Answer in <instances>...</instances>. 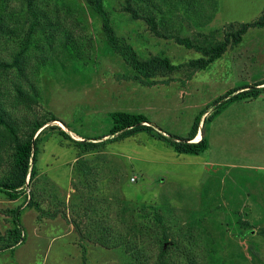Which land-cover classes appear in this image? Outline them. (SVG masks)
Listing matches in <instances>:
<instances>
[{
	"label": "rangeland",
	"instance_id": "obj_1",
	"mask_svg": "<svg viewBox=\"0 0 264 264\" xmlns=\"http://www.w3.org/2000/svg\"><path fill=\"white\" fill-rule=\"evenodd\" d=\"M104 1L119 39L141 59L168 57L183 67L159 70L152 79L158 85L145 86L111 49L101 17L86 0L45 1L49 21L37 29L25 0H0V60L18 64L0 69V99L23 124L25 136L35 120L54 114L60 121L47 126L58 125L77 140L101 137L112 127L110 113L122 111L143 114L158 129L184 139L206 112L200 132L210 148L199 155L179 154L140 133L79 157L48 128L40 143L38 176L28 190L44 213L29 207L25 197L11 201L0 192V234L14 227L9 212L17 208L25 229L21 244L6 248L0 242V264H135L125 246L98 242L96 223L102 218L115 239L125 235L126 241L141 242L147 264H264V91L210 120L226 93L264 81V27L250 29L239 46L201 71L188 64L202 54L175 39L207 46L224 41L264 15V0H215L216 6L207 1L199 13L184 2L165 14L152 3L134 2L140 19L124 11L126 0ZM152 13L158 31L169 38L158 36L146 21ZM67 37L76 45L74 56ZM32 87L39 92L38 103L17 104L16 90L32 94ZM8 154L0 166L3 174L12 168V151ZM81 158L98 170L82 177ZM145 223L147 229H141ZM165 234L168 240L162 242Z\"/></svg>",
	"mask_w": 264,
	"mask_h": 264
},
{
	"label": "trees",
	"instance_id": "obj_2",
	"mask_svg": "<svg viewBox=\"0 0 264 264\" xmlns=\"http://www.w3.org/2000/svg\"><path fill=\"white\" fill-rule=\"evenodd\" d=\"M25 1L27 3L28 11L33 18L32 27L34 29L40 27L44 22L49 21V17L43 12L42 8V5L47 0ZM165 1L166 0H126V4L123 9L127 13H131L135 19H140L141 16L138 10L133 7L134 2L139 4H146V2H148V4L152 3L155 9L159 10L162 14L167 13V11L172 12V10H176L179 5H182L184 2H188L189 7H194L195 13H199V11L203 10L210 3H213L212 6L217 5L215 0H192L193 3L189 0H171L169 5H167L168 3ZM86 2L93 9V11L101 17L103 30L111 49L121 54L127 60L136 72V78L139 79L142 84L150 87L158 85V83L152 79L159 70L173 73L179 71L183 67L182 65H174L168 57L155 56L148 60L141 59L138 52L132 45L125 44L119 39L114 29L111 14L108 11L105 1L86 0ZM145 19L158 36L161 35L169 38L158 31V22L153 13ZM164 19L165 15L162 17V20ZM263 27L264 15L255 22L242 24L239 29L228 34L224 41L216 42L211 46L200 45L192 41L190 38H182L180 36H175V39L179 45L202 54V57L194 59L188 64L190 68L196 71H201L207 69L211 64L223 57L229 47L239 46L243 42L244 36L250 29ZM70 41H72V39L67 37L65 42L67 44L65 45L70 48V51L74 56L77 53L76 45L73 44L74 42ZM14 66H18V64H16V62L7 63L0 60V69L7 70L13 68ZM261 86H264V81L256 84L255 88H251V86H244L229 91L226 95L217 100L216 103H218V105L215 112L210 117V120H213L221 115L223 111L232 103L242 100L250 101L257 99L262 94V91H264V87ZM32 89L33 93L30 94L24 89L18 88L16 90L17 94L14 95V99L17 101V104L27 106L37 104L39 92H36L34 87H32ZM205 114L206 112H203L196 117L188 137L183 139L158 129L150 122L147 116L143 114H133L122 111L112 112L110 113L112 127L108 134L93 138H85L81 136L83 140H77L58 125L47 126L60 121L54 114H51L49 118L42 121L35 120L32 123L31 131L27 134V136H25L23 124L12 116V113L6 109L5 103L0 99V166L5 163V158L9 155V151H12V168L10 173L3 174L0 170V174L3 178H5L0 181V192H2V194H4L11 201H17L21 197H25L28 200L27 205L29 207H36L37 210L41 211L39 203L34 200V194H32V192L28 193V190L30 184H32L38 176L37 163L40 153V143L42 135L48 128L58 131L59 136L72 144L80 152L79 157H82L87 153L98 151L99 148L104 146L106 143L123 141L140 133H147L150 136L165 142L179 154L199 155L208 151L210 148V143L206 135H203L202 139L199 137L197 141H194L201 131V124ZM105 138L108 139L103 141ZM77 164H79L77 172H81V176L84 178L92 175V172L95 173L94 171L98 170V166H96V164L95 167H93L91 162L87 164L82 158L78 159ZM87 210L89 209H86L85 211ZM21 212L22 208L13 209L9 212L12 216L14 227L7 231L6 236L0 234V242L4 243L6 248H13L21 244L25 238V229L23 228L20 219ZM158 212L159 211L156 213L158 214ZM49 216L56 217L57 213ZM74 225L77 229V224L75 223ZM141 229H147L146 223L143 228L141 226ZM111 230L112 228L107 225L104 218L96 223V232H99L101 235V237L98 238V242L102 246L107 248L125 246L126 251L131 254L135 264H147L142 258L144 250L139 246L141 242H136L134 240L126 241L128 238L125 235V237L121 236L118 239H115L110 232ZM145 233L146 232L142 231L140 234L144 235ZM167 240L168 237L167 234H165L162 242ZM165 245L167 244L164 243L161 248V257H163L166 252Z\"/></svg>",
	"mask_w": 264,
	"mask_h": 264
},
{
	"label": "bare ground",
	"instance_id": "obj_3",
	"mask_svg": "<svg viewBox=\"0 0 264 264\" xmlns=\"http://www.w3.org/2000/svg\"><path fill=\"white\" fill-rule=\"evenodd\" d=\"M199 136L198 137H201V135L200 134H198ZM201 139H202V137H201Z\"/></svg>",
	"mask_w": 264,
	"mask_h": 264
},
{
	"label": "crops",
	"instance_id": "obj_4",
	"mask_svg": "<svg viewBox=\"0 0 264 264\" xmlns=\"http://www.w3.org/2000/svg\"><path fill=\"white\" fill-rule=\"evenodd\" d=\"M199 134H200V135H202V133H201V132H199ZM201 137H202V136H201Z\"/></svg>",
	"mask_w": 264,
	"mask_h": 264
},
{
	"label": "built area",
	"instance_id": "obj_5",
	"mask_svg": "<svg viewBox=\"0 0 264 264\" xmlns=\"http://www.w3.org/2000/svg\"><path fill=\"white\" fill-rule=\"evenodd\" d=\"M133 181H135V179H133Z\"/></svg>",
	"mask_w": 264,
	"mask_h": 264
},
{
	"label": "water",
	"instance_id": "obj_6",
	"mask_svg": "<svg viewBox=\"0 0 264 264\" xmlns=\"http://www.w3.org/2000/svg\"><path fill=\"white\" fill-rule=\"evenodd\" d=\"M165 248H166V245H165Z\"/></svg>",
	"mask_w": 264,
	"mask_h": 264
}]
</instances>
